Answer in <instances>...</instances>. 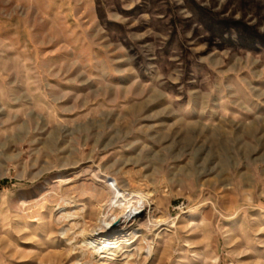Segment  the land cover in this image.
Instances as JSON below:
<instances>
[{"label": "rangeland", "instance_id": "obj_1", "mask_svg": "<svg viewBox=\"0 0 264 264\" xmlns=\"http://www.w3.org/2000/svg\"><path fill=\"white\" fill-rule=\"evenodd\" d=\"M3 178L0 264H264V0H0ZM77 178L170 217L71 250L20 197Z\"/></svg>", "mask_w": 264, "mask_h": 264}, {"label": "bare ground", "instance_id": "obj_2", "mask_svg": "<svg viewBox=\"0 0 264 264\" xmlns=\"http://www.w3.org/2000/svg\"><path fill=\"white\" fill-rule=\"evenodd\" d=\"M60 186L21 196L20 208L22 210L30 208L29 212L32 215H28L33 219L41 214L40 209L43 207L51 204L57 206L55 220L59 224L57 228L62 238L71 244L72 239L82 236L81 240L86 241L89 244H86L87 246L100 253L106 254L113 244L124 242L131 244L138 239V231L145 230L149 233L165 224L170 217L159 208L154 207L151 210V193L134 189L119 192L118 188L106 179L91 178L86 182L83 178H77L72 179L71 184L65 185L64 188H59ZM85 198H90L99 205L96 217L91 218L87 215L83 203ZM27 211H24V215L29 213ZM132 222H138L140 230L132 231L130 229ZM76 226L80 230L72 231ZM150 240L149 236H146L144 245H138V249L146 253L142 258L144 261L153 249ZM73 245L71 244V250L75 249Z\"/></svg>", "mask_w": 264, "mask_h": 264}, {"label": "trees", "instance_id": "obj_3", "mask_svg": "<svg viewBox=\"0 0 264 264\" xmlns=\"http://www.w3.org/2000/svg\"><path fill=\"white\" fill-rule=\"evenodd\" d=\"M8 180L6 178H3L0 180V187L7 184Z\"/></svg>", "mask_w": 264, "mask_h": 264}]
</instances>
